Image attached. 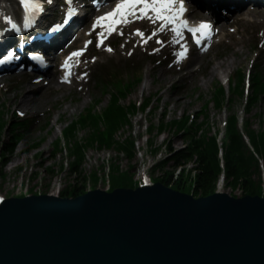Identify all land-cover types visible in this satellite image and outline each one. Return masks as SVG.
Here are the masks:
<instances>
[{
  "label": "water",
  "instance_id": "obj_1",
  "mask_svg": "<svg viewBox=\"0 0 264 264\" xmlns=\"http://www.w3.org/2000/svg\"><path fill=\"white\" fill-rule=\"evenodd\" d=\"M0 264H264V199L156 184L6 200Z\"/></svg>",
  "mask_w": 264,
  "mask_h": 264
},
{
  "label": "rangeland",
  "instance_id": "obj_2",
  "mask_svg": "<svg viewBox=\"0 0 264 264\" xmlns=\"http://www.w3.org/2000/svg\"><path fill=\"white\" fill-rule=\"evenodd\" d=\"M245 39L248 40V37H245ZM239 46V44L234 43V50H237ZM246 57L247 60L245 62H243L244 57H242L239 61H228L227 63H233L235 66L241 63L245 66L246 63L247 65L249 64L252 56L246 54ZM141 67L143 70L146 69L148 71L151 68L147 62L142 63ZM165 80L166 78H161L158 81L162 82ZM149 82L150 78L148 73H146L142 81V85L146 89L141 91V95L142 97L150 98V104L147 107L148 110L141 115H136L134 120L131 118L132 122L136 124L132 122L130 125H124V123L117 124L111 137L112 141L108 143L107 147L100 148L95 145H90L83 148L79 153V160L73 168L75 172L70 167V162L72 161V157L68 153L70 149L65 146L64 152L46 150L51 148L49 146L50 141L56 138L64 122L74 118L84 109L89 104V98L83 99L78 106L77 104L79 102L71 104L69 101L70 98L77 96L76 92H67L61 98L55 97V100H53L54 98L48 99V102L45 104L46 111H48L47 122L42 128H35L27 135H22V129L19 130L21 142L19 144L12 143L15 146L10 148L9 151L8 149H4L5 144L11 143L10 135L12 131L7 135L3 134V146L0 143V196L4 198L17 197L25 194L33 196H55L58 190L61 192L66 190V193H70L72 186L83 188L84 194L89 188H105L107 181H110L113 186L117 185L120 181L125 187H129L127 183V179L129 178L127 176L134 175L139 168L150 166L154 162V158L157 160L158 157L166 154L170 156L167 148H170L172 151L173 149L177 151L184 150L187 144L184 145L185 142L174 131V127L171 126L170 121L178 117L179 114H188L190 111L199 110L202 102L211 97L210 91L201 90L197 92L196 87L198 86L196 83L188 86L182 94L179 91L167 92L166 94L163 90L158 91L156 81L147 90ZM139 94L140 91L137 89L133 92L132 96L137 97ZM61 99L63 100L62 102ZM106 101L107 97L103 98V102L99 104V107L97 106L98 111L104 106ZM0 102H2L1 110L5 118L10 113L7 110L8 101L6 97H2ZM239 103L240 98H237L233 104H223L220 110H215L210 105L204 114L206 118L203 117L205 121L201 129L203 134L206 133L203 138L210 137V133L217 131L219 122L222 120L225 112L228 115L237 112ZM43 107L44 105L39 107V110ZM244 119L248 122L250 132H256L259 128H263L264 103L260 101ZM201 120L202 118H197L198 123ZM73 134L74 139L78 141V139H84L87 136V131L83 129L81 131H75ZM135 134L138 135V140H134ZM127 139L130 142L136 141L133 143L132 148L122 144V142L127 143ZM35 142L38 143L37 150H32L30 146ZM261 144H264V141ZM263 147L262 151L264 150ZM41 151H46L47 153ZM246 152L248 156L247 149ZM257 159L260 161L262 156L260 155ZM179 163L181 165L183 164V162ZM191 168V163H187L178 168L166 165L161 170H153L149 175L161 182L169 178L167 175L172 173L171 181L173 180V182L171 183L181 181L179 192L190 194L193 182ZM179 169L181 172H179ZM164 173L166 177L163 176ZM259 176L260 174L254 175L251 180L258 182ZM172 188L174 186H171ZM223 190L226 193L229 191L227 188ZM243 195L244 193L241 190L230 192V196L236 198H241ZM69 198L73 197L69 196Z\"/></svg>",
  "mask_w": 264,
  "mask_h": 264
},
{
  "label": "trees",
  "instance_id": "obj_3",
  "mask_svg": "<svg viewBox=\"0 0 264 264\" xmlns=\"http://www.w3.org/2000/svg\"><path fill=\"white\" fill-rule=\"evenodd\" d=\"M114 119H116L115 116L106 121L109 125L111 133L115 131L118 124L116 123L117 120ZM122 120H124V115ZM91 123L92 125H95V122L91 121ZM257 152L262 156L264 166V150L262 151L257 149ZM185 160H189L193 164L194 175L192 182L193 186L191 189L193 196L206 197L211 194L218 176L216 148L213 140L210 139L206 143L201 138L198 140H191L186 149L175 152L170 151V156L167 157L157 169L161 170L162 167L166 165L173 167L175 164ZM252 160L253 158L251 156H247L245 146L242 143L241 138L237 134L228 135V139L224 144L225 164L223 172L224 182L227 188L231 191L241 190L244 195L248 194L250 196H255L258 193V182H254L251 179L254 175L258 174L259 170L258 166L252 163ZM165 163L167 164L165 165ZM72 171L75 172L74 169ZM171 174L172 173L167 175L169 178L161 181V183L166 186H174L173 189L179 190L181 181L174 182L172 184ZM163 176L166 177V174L164 173ZM118 183L122 184L120 181ZM127 183L129 184V179H127ZM70 189V193H66L65 190L61 192L60 196L64 198L69 196L77 197L83 193V188L78 186H72Z\"/></svg>",
  "mask_w": 264,
  "mask_h": 264
},
{
  "label": "snow or ice",
  "instance_id": "obj_4",
  "mask_svg": "<svg viewBox=\"0 0 264 264\" xmlns=\"http://www.w3.org/2000/svg\"><path fill=\"white\" fill-rule=\"evenodd\" d=\"M21 3L25 10L30 12L38 11L41 7L38 0H21ZM183 11V4L179 3V0H120L112 12L97 18L93 24V29L107 27L110 34L116 26L125 22L129 17L138 14L137 18H149L154 22L158 21L162 27L170 26L172 33L176 36H180L182 30H187L194 36L197 32L207 31L208 26L206 24H201L196 29L189 28L186 22L181 19ZM136 34L141 35L139 31ZM157 42L159 43V41ZM100 45H103L102 37ZM108 51H111V49H108ZM184 54L185 50L182 49L179 55L183 56ZM82 55L83 51L73 53V56ZM65 67H67V64Z\"/></svg>",
  "mask_w": 264,
  "mask_h": 264
},
{
  "label": "bare ground",
  "instance_id": "obj_5",
  "mask_svg": "<svg viewBox=\"0 0 264 264\" xmlns=\"http://www.w3.org/2000/svg\"><path fill=\"white\" fill-rule=\"evenodd\" d=\"M5 7V5H4ZM251 14L254 15H264V11L261 10H248L243 14V17L238 22H248L246 19ZM76 29V28H75ZM65 41V40H64ZM217 71V68H214V74ZM208 78L201 82V88H205L213 77V72L209 73ZM66 87L61 85L57 79H51L44 84H41L39 81L27 79L25 80L18 88L16 95L13 96L10 101L12 103L13 110L24 111L30 109L33 114L36 113V109L43 105L47 100V95H53L60 93L65 90ZM68 90V88H67ZM47 153V152H46Z\"/></svg>",
  "mask_w": 264,
  "mask_h": 264
}]
</instances>
